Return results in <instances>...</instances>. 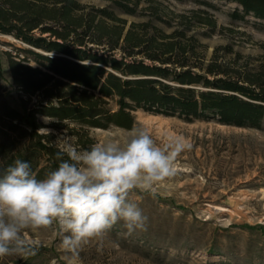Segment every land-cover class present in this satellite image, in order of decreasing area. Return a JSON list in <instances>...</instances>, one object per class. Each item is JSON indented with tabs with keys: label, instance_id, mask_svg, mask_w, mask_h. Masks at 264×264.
I'll return each mask as SVG.
<instances>
[{
	"label": "trees",
	"instance_id": "16d2710c",
	"mask_svg": "<svg viewBox=\"0 0 264 264\" xmlns=\"http://www.w3.org/2000/svg\"><path fill=\"white\" fill-rule=\"evenodd\" d=\"M109 1L85 11L79 0H0V34L28 45L19 50L30 55L6 52L16 104L0 70V174L19 158L43 178L59 164L58 133L89 150L96 143L90 128L130 129L137 109L185 121L262 127L264 67L232 66L218 54L222 48L230 52L228 45L207 57V45L189 34L193 23L210 27L204 36L215 30L208 8L215 4L194 0L205 6L178 14V25L167 32L153 22L172 25L157 8L149 7L150 20L128 23L111 6L138 15L144 13L139 0ZM224 1L236 4L232 19L264 21V0Z\"/></svg>",
	"mask_w": 264,
	"mask_h": 264
},
{
	"label": "rangeland",
	"instance_id": "374dc122",
	"mask_svg": "<svg viewBox=\"0 0 264 264\" xmlns=\"http://www.w3.org/2000/svg\"><path fill=\"white\" fill-rule=\"evenodd\" d=\"M79 1L85 11L111 4L109 0ZM210 1L215 4L214 8L208 7L216 19L215 30L204 36L201 32H209L210 27L193 23L189 33L196 34L207 45V57L214 48L228 45L230 52L225 53L222 48L218 54L232 66L247 63L249 68L264 67V21L252 16L232 19L230 12L235 3ZM150 6L170 18L171 26L153 21L169 32L178 25V14L190 15L191 10L205 5L194 0H139L138 10L144 13L138 15L122 13L113 5L111 8L129 23L150 20ZM27 47L11 36L0 34V70L13 104L17 102V94L10 83L6 52L30 59L29 54L19 50ZM238 53L241 57L234 63ZM30 63L35 64L32 60ZM133 113L132 128L114 125L107 129L90 128L89 135L96 143L122 142L131 129L143 126L158 143L166 142L170 136L191 142L190 150L182 152L177 159L175 176L154 185L153 191L135 189L130 193L129 199L137 202L148 217L147 229L129 234L123 221H119L103 241L93 239L84 245L74 262L71 254L61 247L56 225L27 230L28 238L42 243L35 255L27 259L13 255L0 261L6 264H264V119L262 127L256 129L222 124L214 119L185 121L141 109ZM56 140L62 147L68 141L80 150L65 133H58Z\"/></svg>",
	"mask_w": 264,
	"mask_h": 264
},
{
	"label": "clouds",
	"instance_id": "9594fccd",
	"mask_svg": "<svg viewBox=\"0 0 264 264\" xmlns=\"http://www.w3.org/2000/svg\"><path fill=\"white\" fill-rule=\"evenodd\" d=\"M190 148L180 136L158 143L140 126L122 142H97L89 150L65 141L55 153L58 166L43 178L29 161L14 159L0 174V259L35 255L42 243L28 238L27 230L56 225L61 247L73 262L84 245L103 241L119 221L129 234L146 230L148 217L130 193L153 191L175 176L178 157Z\"/></svg>",
	"mask_w": 264,
	"mask_h": 264
}]
</instances>
